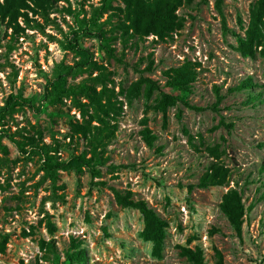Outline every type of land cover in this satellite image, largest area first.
<instances>
[{
  "label": "rangeland",
  "instance_id": "1",
  "mask_svg": "<svg viewBox=\"0 0 264 264\" xmlns=\"http://www.w3.org/2000/svg\"><path fill=\"white\" fill-rule=\"evenodd\" d=\"M256 1L221 0L227 31L215 0L184 1L175 10L181 27L163 39L124 35L116 8L92 24L99 0H27L14 20L0 17V111L14 97L0 113V264H60L74 244L83 264H196L183 247L199 249L202 264H264V46L242 56L231 32L244 36ZM74 30L92 64L67 74L66 86L104 83L116 104L105 125L90 122L91 131L101 127L99 140L74 129L88 116L71 96L45 98L59 70L80 59L66 47ZM185 61L196 75L182 91L166 84L165 71ZM140 75L158 88L148 94L142 83L131 94ZM244 80L251 85L236 89ZM161 90L183 100L156 108ZM31 136L38 151L27 144ZM43 151L63 163L51 172L54 181L40 168ZM216 162L228 169L225 181L200 186ZM114 190L145 201L166 222L159 252L141 235V212L120 205ZM230 190L244 207L240 232L220 207Z\"/></svg>",
  "mask_w": 264,
  "mask_h": 264
},
{
  "label": "trees",
  "instance_id": "2",
  "mask_svg": "<svg viewBox=\"0 0 264 264\" xmlns=\"http://www.w3.org/2000/svg\"><path fill=\"white\" fill-rule=\"evenodd\" d=\"M27 0H2L0 1V17L4 18L8 16L10 20L16 18L18 9L23 5H27ZM35 4L42 5L51 0H30ZM114 0H99L100 4L95 7L93 14L89 21L95 24L103 11L110 8H116L123 12V22L120 24V28L123 34H128L131 29L132 34L148 35L150 33L156 35L158 38L163 39L165 36L182 25V19L175 14L176 8L184 1L190 2L191 0H121L124 4L123 7L113 6ZM28 6V5H27ZM215 6L221 14V25L223 31L229 30L225 23L224 16L221 11V0H215ZM81 28V27H80ZM83 29V28H81ZM80 29V30H81ZM97 36L102 40V46L106 49L110 56H113V49L109 45L108 37L105 36L101 28L96 29ZM130 32V33H131ZM236 36L235 49L242 56H253L258 46H264V0H257L254 8L251 11L250 21L244 30V36H240L235 31H231ZM79 31L74 30L72 38L67 40L66 47L75 51L80 55V59L77 60L73 66L67 65L61 68L52 81L51 89L45 94L46 100L59 101L62 96H71L72 101L80 107L82 116L87 115V123H77L74 125V129L80 132L84 137L89 136L92 140H99L98 130L101 128L99 125H93L95 128L93 131L90 129L91 120H96L100 125L107 123V118L111 116V113H116V104L109 98L107 86L103 83L99 90L95 89V86L86 82H80L77 84H71L66 86V75L75 71L76 68H82L83 66H89L92 64L90 60V54L87 48L78 43ZM124 41L126 40L125 36ZM168 79L167 85L176 87L182 91L189 90L190 83L195 79V67L190 61H185L181 65L176 67H170L165 71ZM104 74V73H103ZM103 79H108V76L104 75ZM102 81V79H100ZM142 83H145L147 93L150 94L151 90L158 88L155 81L150 78L140 77L135 80L129 87L130 93L136 92ZM248 80H244L236 89H241L246 86H250ZM161 98L158 100L156 108L164 110L166 104H172L176 99L183 100L182 96L168 93L161 90ZM218 98L220 95H217ZM80 97H84L88 100L81 101ZM105 97V99H104ZM14 97L9 95L6 105L0 111V113H8L11 110ZM91 105L93 112L89 113L87 107ZM199 109V107H195ZM212 109H216V103L211 105ZM232 123H228L231 126ZM106 127H109L107 124ZM98 129V130H96ZM96 130V131H95ZM142 135L148 145L152 144L153 135L146 128L142 132ZM88 137V138H89ZM27 144L30 147L38 151V143L35 142L34 137H30ZM97 146L93 144L92 155L95 159L100 158L97 153ZM41 153V152H40ZM44 160L41 164V169L44 171V176H49L54 181V176L51 172L61 166L63 163L56 161L53 154L42 152ZM228 169L219 163H213L209 170H207L200 178V186L217 185L222 184L227 176ZM116 201L122 206H130L138 209L144 219V227L141 231V235L146 240H151L154 244L155 252H159L161 242L164 237V227L166 222L159 218L155 212L147 206L145 201L140 199H133L130 197V192L121 193L118 190H114ZM221 210L226 215L232 227L240 232L244 207L241 201V197L236 190H230L225 194L223 201L220 204ZM52 228V225L51 227ZM71 252L66 251V258L60 264H83L85 253L81 248H76ZM183 255H186L189 260H192L196 264H202L201 252L199 249H191L189 247H183L181 250ZM219 264H221L219 262Z\"/></svg>",
  "mask_w": 264,
  "mask_h": 264
}]
</instances>
